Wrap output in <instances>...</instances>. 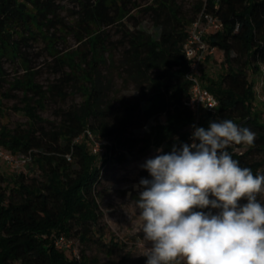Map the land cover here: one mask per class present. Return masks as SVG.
I'll return each mask as SVG.
<instances>
[{"label":"trees","instance_id":"1","mask_svg":"<svg viewBox=\"0 0 264 264\" xmlns=\"http://www.w3.org/2000/svg\"><path fill=\"white\" fill-rule=\"evenodd\" d=\"M62 1L0 0V68L3 61H14L26 68L30 81L35 73L22 49L41 41L58 75L57 83L47 89L32 82L28 85L31 97L26 95L18 110L27 118L26 127L0 126V148L29 154L40 173L29 178L20 172L8 179L0 172V264H96L86 249L76 259L58 249L55 240L64 237L85 247L106 246L98 228L96 192L102 168L113 159L124 162L125 153L137 146L140 154L152 148H161L163 154L170 153L173 145L190 143L194 117L186 103L189 62L182 47L190 23L203 9L222 23L220 32L206 37L207 44L221 53V61L218 73L203 72L201 86L217 100V107L202 112L197 127L207 128L210 120H232L250 129L256 134L253 145L233 144L227 151L240 167L254 175L264 174V107L255 98L256 82L249 79H258L264 66V0H195L191 15L176 0H76L69 25L60 17ZM140 14L149 17L152 34L139 28ZM109 29L120 34L119 64L141 92L142 125L153 121L136 139L110 125L101 108L106 87L99 67L112 64ZM56 30L72 34L78 42L85 39L90 58L80 60V68L55 51ZM71 82L79 84L81 106L61 110L56 127L47 128L37 110H44L50 95L64 98V88ZM2 97H8L7 93L0 95V105ZM132 116L126 114L122 124H128ZM85 130L108 142L103 154H92L84 140L75 142ZM234 146L244 150L236 152ZM137 264L146 260L140 258Z\"/></svg>","mask_w":264,"mask_h":264},{"label":"clouds","instance_id":"2","mask_svg":"<svg viewBox=\"0 0 264 264\" xmlns=\"http://www.w3.org/2000/svg\"><path fill=\"white\" fill-rule=\"evenodd\" d=\"M193 129L191 143L148 159L141 167L151 178L133 186L146 264H264V174L227 151L256 134L232 120Z\"/></svg>","mask_w":264,"mask_h":264},{"label":"rangeland","instance_id":"3","mask_svg":"<svg viewBox=\"0 0 264 264\" xmlns=\"http://www.w3.org/2000/svg\"><path fill=\"white\" fill-rule=\"evenodd\" d=\"M186 15H191V7L195 0H176ZM142 3V2H141ZM144 4V3H142ZM62 10L60 17L66 25L71 23L70 11H75L76 0H63L60 2ZM135 15L134 12H132ZM137 17V16H136ZM140 22L139 28L146 34H152L154 28L148 16L140 14L137 17ZM54 30L50 31V34ZM109 49L112 53V64L106 62L99 67L102 83L105 84L106 91L102 100L101 108L105 110V116L110 125L117 130L123 131L125 137L130 139L139 138L153 121L143 124L142 111L145 107L141 92L130 82L127 73L122 70L119 60L123 48L119 46L120 34L115 29L108 30ZM55 51L60 55L71 58V65L81 67L80 60L90 58L88 45L85 39L78 42L72 34L56 30L55 33ZM111 43V44H110ZM29 60L30 71L34 72V77L28 81L25 70L14 61H3L0 70V95L7 93L8 97H2L0 105V126H6L9 129L15 127H26L27 118L22 112L18 111L23 107L22 101L29 94L27 88L30 82L47 89L51 84L57 83L58 75L53 71L52 58L48 55L43 42H30L27 48L22 49ZM221 53L215 52L214 56L205 64L204 71L212 74L218 73ZM66 72L68 68L64 69ZM3 79V80H2ZM254 83L258 82L255 77L249 78ZM23 86H16V83ZM78 83L71 82L64 88V98L50 95L44 104V110H37V115L45 121L43 124L47 128L56 127L59 122L57 114L61 110H78L83 102L81 90ZM132 113L130 122L122 124V118ZM264 120V115H262ZM85 141L92 154L95 144L100 148H105L108 142L99 134L90 130H85L84 134L75 142ZM233 145V144H232ZM138 146L131 153H125V161L120 162L113 159L102 168L101 182L96 188L97 203L100 213L98 228L104 234V245L101 243L82 246L78 241H72V247L69 252L76 259L79 258L78 252L86 249V255L93 258L96 264H137L138 259L147 260L145 253L150 248V242L143 239L141 231V221L139 220V209L136 207L138 191L134 185H138L141 178L150 179L149 173L141 166L151 158H154L157 149H149L145 154L138 152ZM236 152H242L244 147L237 148ZM14 157L18 153L10 152ZM97 155V154H94ZM30 162L19 168H12L0 162V172L8 179L17 173H22L26 177H39L40 173ZM129 193L131 195H129ZM258 201L264 205V192L258 194ZM246 203L242 200L241 204ZM78 256V258L76 257ZM125 259V260H124Z\"/></svg>","mask_w":264,"mask_h":264},{"label":"built area","instance_id":"4","mask_svg":"<svg viewBox=\"0 0 264 264\" xmlns=\"http://www.w3.org/2000/svg\"><path fill=\"white\" fill-rule=\"evenodd\" d=\"M222 23L220 19L213 13L201 10L190 23L187 30V37L183 44V53L189 62L186 79L190 83L189 95L187 99V107L194 117V124L197 123L202 112H212L217 107V100L201 86V78L204 72L207 59H211L217 51L214 47H210L206 42V37L220 32ZM255 98L257 102L264 107V66L259 68L258 82L254 87ZM193 128L189 132V141L191 143V135ZM105 148H100L95 144L93 148L94 154H103ZM29 154H19L14 157L10 152L0 148V162L12 168H19L30 162ZM216 211V210H215ZM72 241L64 237H58L55 240V246L60 250L70 251ZM78 258V256H76Z\"/></svg>","mask_w":264,"mask_h":264}]
</instances>
